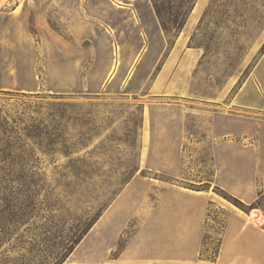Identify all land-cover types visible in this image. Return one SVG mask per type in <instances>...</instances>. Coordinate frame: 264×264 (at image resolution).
Masks as SVG:
<instances>
[{
    "label": "rangeland",
    "instance_id": "rangeland-1",
    "mask_svg": "<svg viewBox=\"0 0 264 264\" xmlns=\"http://www.w3.org/2000/svg\"><path fill=\"white\" fill-rule=\"evenodd\" d=\"M195 1L156 0L170 29L167 35L161 28L166 47L160 53L151 49L148 61L127 77L129 63L124 60L136 50V35L123 33L119 53L124 62L109 81L105 76L113 48L106 33L76 40L52 9L49 23L66 44L47 48L31 14L41 88L0 90V155H31L15 175L26 173L34 182L40 216L24 224L8 222L10 210L0 205V229L7 231L0 233V262H60L75 240L69 228L87 224L133 177L191 187L213 180L206 120L195 101L219 98L227 90V102L258 61L264 52V40L259 43L264 0H208L184 30L186 40L173 65L159 73ZM178 23L182 27L174 37ZM189 48L198 51L197 56L181 69ZM62 75L68 76L70 91H50L66 81ZM181 87L187 96L169 94ZM3 194L12 192L0 189ZM43 197L46 204H40ZM210 211L224 214L213 206ZM217 242L215 235L205 249L215 251Z\"/></svg>",
    "mask_w": 264,
    "mask_h": 264
},
{
    "label": "crops",
    "instance_id": "crops-1",
    "mask_svg": "<svg viewBox=\"0 0 264 264\" xmlns=\"http://www.w3.org/2000/svg\"><path fill=\"white\" fill-rule=\"evenodd\" d=\"M207 2L195 1L159 73L173 65L186 40L184 30ZM52 9L76 40L98 31L106 33L113 52L105 80L113 79L124 61L129 63L130 77L137 65L148 61L151 49L160 53L166 47L150 0H0V90L36 92L41 88L30 17L33 14L42 45L64 46L65 38L48 20ZM128 32L136 35V50L123 61L119 49L124 45L122 34ZM263 40L264 27L259 43ZM183 53L181 69L198 51L189 48ZM62 78L66 81L50 85L54 88L49 90L69 92L68 76ZM185 90L181 87L169 94L187 96ZM226 92L219 98L195 101L201 107L197 112L206 120V138L215 161L209 184L204 181L193 188L133 177L60 262L7 264H264V210L251 208L262 214L261 219L252 218L251 209L239 208L210 186L246 204L264 194V52L235 92L226 97L227 102ZM217 106L219 110L213 109ZM167 172L177 175L175 170ZM212 206L224 214H211ZM215 235L216 250H206Z\"/></svg>",
    "mask_w": 264,
    "mask_h": 264
},
{
    "label": "trees",
    "instance_id": "trees-1",
    "mask_svg": "<svg viewBox=\"0 0 264 264\" xmlns=\"http://www.w3.org/2000/svg\"><path fill=\"white\" fill-rule=\"evenodd\" d=\"M161 28L165 32V34L169 35L170 29L166 24L165 21V14L160 6L157 4L156 0H151ZM194 5V3H193ZM191 6L190 9H192ZM177 24V23H176ZM181 23H178L177 26H174L175 32L174 37H176L180 31ZM31 155H0V189L6 190L9 189L12 194L10 196L0 195V205H4L6 209L10 210L8 222H17L19 223H29V219L33 216H40L37 214L35 208L37 201L35 199L36 193L34 190L31 189L32 186H35L32 180H28V174L20 173L15 175V170H23L24 166L28 165V162L24 160H29ZM11 177H17V181ZM17 189V190H16ZM217 191H219L224 197L232 201L235 205L239 208L247 211L254 207H260L264 210L261 206V201L264 198V194L260 193L259 196L250 204H246L240 199L230 195L220 187H216ZM15 191H17V196L15 195ZM42 202L40 204H46L47 200L46 197L42 198ZM18 216H17V211ZM2 210H0L1 212ZM103 210H99L95 212L91 219H89L88 223L86 224H79L75 225L73 229L69 228V231L73 234L75 240L71 243V249L75 243L79 241V239L88 231L91 225L95 222V220L100 216ZM18 217V219H17ZM0 233L7 234V231L0 229ZM7 263H17V262H0V264H7Z\"/></svg>",
    "mask_w": 264,
    "mask_h": 264
},
{
    "label": "bare ground",
    "instance_id": "bare-ground-1",
    "mask_svg": "<svg viewBox=\"0 0 264 264\" xmlns=\"http://www.w3.org/2000/svg\"><path fill=\"white\" fill-rule=\"evenodd\" d=\"M249 215L252 216V218L261 219L262 214L260 213V210L251 209L249 212Z\"/></svg>",
    "mask_w": 264,
    "mask_h": 264
}]
</instances>
